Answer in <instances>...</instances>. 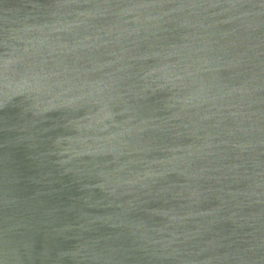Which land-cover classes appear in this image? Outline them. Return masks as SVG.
Segmentation results:
<instances>
[{"label":"water","instance_id":"1","mask_svg":"<svg viewBox=\"0 0 264 264\" xmlns=\"http://www.w3.org/2000/svg\"><path fill=\"white\" fill-rule=\"evenodd\" d=\"M0 264H264V0H0Z\"/></svg>","mask_w":264,"mask_h":264}]
</instances>
